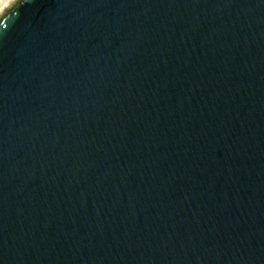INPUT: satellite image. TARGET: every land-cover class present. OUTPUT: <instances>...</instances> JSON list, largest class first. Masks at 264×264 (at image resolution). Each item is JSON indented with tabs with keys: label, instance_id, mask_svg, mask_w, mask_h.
<instances>
[{
	"label": "water",
	"instance_id": "1",
	"mask_svg": "<svg viewBox=\"0 0 264 264\" xmlns=\"http://www.w3.org/2000/svg\"><path fill=\"white\" fill-rule=\"evenodd\" d=\"M0 264H264V0H14Z\"/></svg>",
	"mask_w": 264,
	"mask_h": 264
},
{
	"label": "rangeland",
	"instance_id": "2",
	"mask_svg": "<svg viewBox=\"0 0 264 264\" xmlns=\"http://www.w3.org/2000/svg\"><path fill=\"white\" fill-rule=\"evenodd\" d=\"M14 0H0V14L13 2Z\"/></svg>",
	"mask_w": 264,
	"mask_h": 264
}]
</instances>
